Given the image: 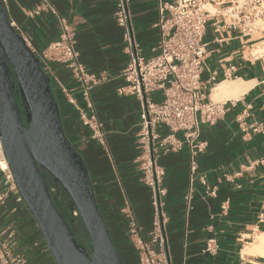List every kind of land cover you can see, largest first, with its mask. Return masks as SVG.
<instances>
[{
    "label": "crops",
    "instance_id": "0c3cea01",
    "mask_svg": "<svg viewBox=\"0 0 264 264\" xmlns=\"http://www.w3.org/2000/svg\"><path fill=\"white\" fill-rule=\"evenodd\" d=\"M4 1L11 22L32 49L41 50L58 38V16H62L76 28V47L86 68L107 74V81L92 92L107 144L90 137L70 105L63 107L62 121L66 135L88 167L98 206L125 264H136L122 208L128 200L145 231L151 228L155 210L151 189L141 181L137 161L141 103L135 96L118 91L124 84L120 74L128 63V55L122 29L115 21L117 0H48L58 14L44 10L34 17L29 12L44 0ZM130 14L135 38L144 53L155 54L157 0H131ZM228 22L220 14L209 20L204 36L206 62L211 71L220 72L229 64H236L237 72L231 79L220 80L210 97L215 101L237 100L238 105L215 125L202 127L208 147L199 156V170L206 175L207 185L196 182L193 209L188 214L184 202L190 183L187 149L170 152L159 161L166 171V234L171 264H264V258L243 252L252 244L251 238L264 233V163L251 167L252 162L264 157V134H247L236 120L237 114L251 105L247 124L258 122L264 127V31L241 35L228 29ZM255 51L263 54L254 59L250 54ZM53 74L79 98L78 85L67 68L53 64ZM223 82L236 85L242 92L237 97L215 99L214 90ZM53 89L65 102L59 88ZM153 98L158 100L160 93L155 92ZM213 188L216 196L210 194ZM17 196L11 192L7 203L0 207V227L17 228L28 264H56L37 222ZM211 236L220 245L215 256L202 251Z\"/></svg>",
    "mask_w": 264,
    "mask_h": 264
},
{
    "label": "built area",
    "instance_id": "2783aa9c",
    "mask_svg": "<svg viewBox=\"0 0 264 264\" xmlns=\"http://www.w3.org/2000/svg\"><path fill=\"white\" fill-rule=\"evenodd\" d=\"M130 1L117 0L116 3L115 21L122 29L128 55V63L120 74L124 84L118 91L135 96L141 103L137 161L141 181L152 192L155 211L151 228L144 230L128 200L122 212L136 264H171L166 234L169 219L165 210L168 194L164 183L166 171L159 161L170 152L187 149L190 183L184 202L188 214L193 209L196 182L207 185L206 175L199 170V156L208 147V142L202 137V127L215 125L238 105L237 100L215 101L210 97L212 88L220 80L235 77L237 65L229 64L222 72L210 70L206 62L207 43L204 41L208 22L212 16L220 14L229 19L227 28L238 34L251 35L264 31V0H157L155 26L158 29V42L154 48L155 54L151 56L144 53L135 38ZM44 10L58 14L51 2L44 0L29 15L34 17ZM58 17V38L41 50H33L42 69L50 77L52 86L59 88L65 102L75 111L80 125L92 139L105 146L104 123L97 113L92 92L107 81L108 76L104 72H90L86 68L76 47V28L67 18ZM11 23L20 33L18 26ZM262 54V51H255L250 56L258 59ZM53 64H60L69 70L78 85L79 98L60 78L54 76ZM206 73L209 75L204 79ZM155 92L160 93L158 100L153 98ZM250 117L251 105H247L236 116L240 129L246 133L264 134L261 123L247 124ZM3 161L8 163L0 143V173L3 175L0 181L3 184L0 207L7 203L11 192L18 194L17 201L25 203L11 169H4ZM254 163H264V157L252 162L251 167ZM49 186L52 196L60 200L66 196L56 182ZM210 194L216 196V189H210ZM68 202L70 205L69 198ZM71 212L74 216L79 215L76 209H71ZM219 250V242L214 236L206 240L202 249L203 253L211 256L217 255ZM0 264H28V256L21 247L20 234L14 225L0 227Z\"/></svg>",
    "mask_w": 264,
    "mask_h": 264
},
{
    "label": "water",
    "instance_id": "95a60500",
    "mask_svg": "<svg viewBox=\"0 0 264 264\" xmlns=\"http://www.w3.org/2000/svg\"><path fill=\"white\" fill-rule=\"evenodd\" d=\"M0 143L18 192L56 264H124L98 206L88 167L66 135L51 79L13 27L4 0H0ZM43 171L68 195L71 209L79 212L92 241L91 255L56 205Z\"/></svg>",
    "mask_w": 264,
    "mask_h": 264
},
{
    "label": "trees",
    "instance_id": "16d2710c",
    "mask_svg": "<svg viewBox=\"0 0 264 264\" xmlns=\"http://www.w3.org/2000/svg\"><path fill=\"white\" fill-rule=\"evenodd\" d=\"M53 87V86H52ZM53 91H54V89H53ZM54 94H55V91H54ZM55 97H56V99H57V101H58V104H59V108H60V114H61V117H62V110H63V107L64 106H68V104L66 103V102H64V101H62L61 99H60V97L56 94L55 95ZM18 98V100H19V102H21V98H20V96H18L17 97ZM23 119L26 121V118H25V116L23 115ZM63 122V121H62ZM68 137V136H67ZM73 145V144H72ZM43 174L45 175V178H46V181L48 182V184L49 185H51L53 182H54V180H53V178L47 173V172H45V171H43ZM53 198H54V201H55V203H56V205L58 206V208H59V210L61 211V213L64 215V217L66 218V220L68 221V223H69V225H70V227H71V229L73 230V232H74V225H73V222L71 221V218H73L74 220H78L79 221V223H81V224H83L82 223V220H81V218H80V215H78V216H74L73 214H72V212H71V208H70V205H69V202H68V195L66 194V196L63 198V199H58V197L57 196H53ZM64 201H67V206L66 207H64L62 204H63V202ZM105 218V217H104ZM107 223V222H106ZM75 233V232H74ZM111 234V233H110ZM85 239H87L86 241L88 242L87 244H88V246H90L91 247V249L93 248V245H92V241H91V239H90V237H89V235H88V233H87V235H86V237H85ZM113 239V238H112ZM77 240H78V242L85 248V250L87 251V247H86V245H85V243L83 242V241H80L78 238H77ZM114 241V240H113ZM82 242V243H81ZM84 243V244H83ZM114 244H115V242H114ZM115 246H116V244H115ZM116 248H117V250L119 251V253H120V255H121V257H122V259H123V262H124V264H125V261H124V258H123V254H122V252H121V250L116 246ZM88 252V251H87ZM90 255L92 254V250L90 251V252H88Z\"/></svg>",
    "mask_w": 264,
    "mask_h": 264
},
{
    "label": "bare ground",
    "instance_id": "6f19581e",
    "mask_svg": "<svg viewBox=\"0 0 264 264\" xmlns=\"http://www.w3.org/2000/svg\"><path fill=\"white\" fill-rule=\"evenodd\" d=\"M240 92H242V89L236 88V85L229 83V82H223L219 85H217L216 89L214 90V97L215 99L219 98L220 96H230V97H237ZM2 166L4 169H8V163L6 161L2 162ZM259 238L257 242L251 246L247 247L243 252L244 255H258L262 258H264V233L259 234Z\"/></svg>",
    "mask_w": 264,
    "mask_h": 264
},
{
    "label": "rangeland",
    "instance_id": "374dc122",
    "mask_svg": "<svg viewBox=\"0 0 264 264\" xmlns=\"http://www.w3.org/2000/svg\"><path fill=\"white\" fill-rule=\"evenodd\" d=\"M62 205H63L64 207H66V206H67V201H64ZM71 221L73 222V225H74V229H75V230H74V232H75L74 234H75L76 238H78L80 241H83V242L85 243L86 247H87V251L90 252L92 249H91L90 246H88V244H87L88 242L86 241L87 239H85V237H86V235H87V231H86L84 225L81 224V223H79L78 220H74L73 218H71ZM260 234H262V233H260ZM259 236H260V235H257V236L255 237V239L251 238V239H250V242H251L252 244H248V247L253 246V245L257 242ZM81 243H82V242H81ZM84 243H83V244H84Z\"/></svg>",
    "mask_w": 264,
    "mask_h": 264
}]
</instances>
